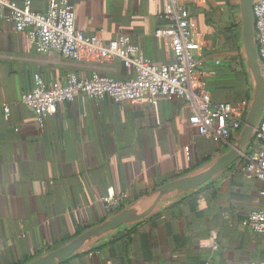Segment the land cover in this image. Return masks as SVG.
I'll use <instances>...</instances> for the list:
<instances>
[{
    "label": "crops",
    "instance_id": "crops-1",
    "mask_svg": "<svg viewBox=\"0 0 264 264\" xmlns=\"http://www.w3.org/2000/svg\"><path fill=\"white\" fill-rule=\"evenodd\" d=\"M22 5L24 0H12ZM48 0H30L42 13ZM203 3V4H202ZM193 5L190 20L205 35L199 69L214 102L247 104L248 85L237 44L240 29L227 0ZM76 27L108 43L123 33L155 64L167 62V42L156 32L163 2L73 0ZM220 60V65L214 64ZM75 73L117 81L132 74L118 59L72 61L38 53L27 31L0 21V264H22L109 216L101 198L125 205L229 146L200 136L183 99L115 103L80 96L59 103L43 124L20 102L39 75L46 83ZM184 147H189V160ZM217 182L170 207L113 243L61 264H241L264 260V237L241 226L264 207L261 184L236 166ZM218 248H201L211 238Z\"/></svg>",
    "mask_w": 264,
    "mask_h": 264
},
{
    "label": "built area",
    "instance_id": "built-area-1",
    "mask_svg": "<svg viewBox=\"0 0 264 264\" xmlns=\"http://www.w3.org/2000/svg\"><path fill=\"white\" fill-rule=\"evenodd\" d=\"M150 1L164 3L160 18L165 27L156 32L168 45V60L163 64L151 62L123 33H118L108 43L97 35L83 33L75 24L73 0H48L42 13L31 9L30 0H24L22 5L12 0H0V21L12 23L17 32L27 31L38 53L55 52L72 61L114 58L132 74L127 80L117 81L98 73L87 78L70 73L63 82L51 83L35 75L32 88L21 95L20 102L33 113L37 124H43L59 103H73L80 96L93 101L109 98L115 103L141 100L153 103L176 97L183 99L191 109L188 122L200 136L227 146L234 142L242 129L247 104L212 101L204 83L205 73L200 71L197 60V54L206 43L205 35L191 22L183 0ZM205 1L188 0L193 5ZM251 4L258 60L264 75V0H251ZM220 63L218 59L214 61L216 66ZM0 110L8 119L9 107L2 105ZM184 152L189 160V147H184ZM236 166L246 178L261 184L259 195L264 201V118ZM101 202L109 215L125 205L123 196L107 195L101 198ZM241 226L264 237V207L251 211ZM201 248L216 251L218 245L212 237ZM204 264L210 263L206 261ZM241 264H264V260Z\"/></svg>",
    "mask_w": 264,
    "mask_h": 264
},
{
    "label": "water",
    "instance_id": "water-1",
    "mask_svg": "<svg viewBox=\"0 0 264 264\" xmlns=\"http://www.w3.org/2000/svg\"><path fill=\"white\" fill-rule=\"evenodd\" d=\"M227 2L234 9V24L240 29L238 56L248 85L246 115L234 142L224 153L212 156L176 178L154 187L102 221L22 264H61L105 247L121 233L134 230L217 182L241 159L264 118V75L258 60L251 0Z\"/></svg>",
    "mask_w": 264,
    "mask_h": 264
},
{
    "label": "trees",
    "instance_id": "trees-1",
    "mask_svg": "<svg viewBox=\"0 0 264 264\" xmlns=\"http://www.w3.org/2000/svg\"><path fill=\"white\" fill-rule=\"evenodd\" d=\"M237 50H238V48H237ZM244 77H245V75H244ZM245 79H246V77H245ZM126 232H130V231H126ZM113 241H114V240H113ZM113 241H112L111 243H113ZM111 243H110V244H111ZM106 246H107V245H106ZM102 248H103V247H102ZM100 249H101V248H100Z\"/></svg>",
    "mask_w": 264,
    "mask_h": 264
}]
</instances>
